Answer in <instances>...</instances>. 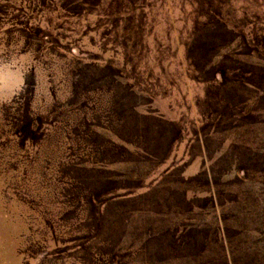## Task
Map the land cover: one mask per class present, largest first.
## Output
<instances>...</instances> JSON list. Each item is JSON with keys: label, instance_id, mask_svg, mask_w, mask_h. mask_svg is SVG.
<instances>
[{"label": "rangeland", "instance_id": "374dc122", "mask_svg": "<svg viewBox=\"0 0 264 264\" xmlns=\"http://www.w3.org/2000/svg\"><path fill=\"white\" fill-rule=\"evenodd\" d=\"M0 264H264V0H0Z\"/></svg>", "mask_w": 264, "mask_h": 264}]
</instances>
